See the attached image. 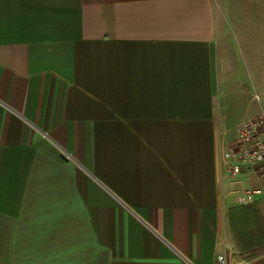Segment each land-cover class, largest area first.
<instances>
[{
  "label": "crops",
  "instance_id": "0c3cea01",
  "mask_svg": "<svg viewBox=\"0 0 264 264\" xmlns=\"http://www.w3.org/2000/svg\"><path fill=\"white\" fill-rule=\"evenodd\" d=\"M262 110L264 0H0V264H264L218 154Z\"/></svg>",
  "mask_w": 264,
  "mask_h": 264
},
{
  "label": "built area",
  "instance_id": "2783aa9c",
  "mask_svg": "<svg viewBox=\"0 0 264 264\" xmlns=\"http://www.w3.org/2000/svg\"><path fill=\"white\" fill-rule=\"evenodd\" d=\"M220 161L222 173L234 184L229 194L236 203L248 205L264 194V110L239 126L234 144L223 148ZM242 176L255 178L261 186L253 188L242 183ZM215 264H227L226 256L220 254Z\"/></svg>",
  "mask_w": 264,
  "mask_h": 264
},
{
  "label": "trees",
  "instance_id": "16d2710c",
  "mask_svg": "<svg viewBox=\"0 0 264 264\" xmlns=\"http://www.w3.org/2000/svg\"><path fill=\"white\" fill-rule=\"evenodd\" d=\"M230 221L243 252L252 253L264 245V218L256 206L231 207Z\"/></svg>",
  "mask_w": 264,
  "mask_h": 264
},
{
  "label": "rangeland",
  "instance_id": "374dc122",
  "mask_svg": "<svg viewBox=\"0 0 264 264\" xmlns=\"http://www.w3.org/2000/svg\"><path fill=\"white\" fill-rule=\"evenodd\" d=\"M243 112H237V113H229L226 115L225 122H223V125L220 123V129L221 132V146L219 147L218 154H222L223 147L229 148L231 146L232 142L237 137V132L239 128V120L242 118ZM246 181V180H245ZM228 203L232 204L231 206H239L238 203H236L234 200H228Z\"/></svg>",
  "mask_w": 264,
  "mask_h": 264
}]
</instances>
